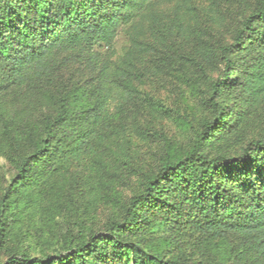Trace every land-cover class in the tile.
<instances>
[{"label":"trees","instance_id":"16d2710c","mask_svg":"<svg viewBox=\"0 0 264 264\" xmlns=\"http://www.w3.org/2000/svg\"><path fill=\"white\" fill-rule=\"evenodd\" d=\"M220 1L0 0V53L5 56L0 92L51 83L63 67L59 55L67 51L81 53L85 65L95 72L87 85L49 91L54 109L41 118L38 131L27 134L32 151L21 157L10 185L23 183L34 161L55 152L58 133L75 117L92 113L98 123L108 116L113 94L120 92L123 98L122 93H134V81L146 70L147 58L169 40L174 45L178 37L183 53L184 48L191 49L187 59L199 69L202 61L216 54L225 63L206 100L214 117L202 122L183 154L173 152L162 159L157 172L146 177L143 191L121 205L119 218H109L101 230L91 231L85 240L57 255H13L4 264H95V258L114 264L113 258L119 257L129 261L134 246L121 236L144 223L142 210H172L180 217L184 206L199 209L198 226L214 239L211 248L221 254L220 264H264V135L250 138L232 155L209 154L203 141L208 133L221 136L229 129L228 122L240 116L229 109V100H212L213 95L234 89L235 105L245 111L264 91V0H255L232 42L226 44L213 40ZM163 5H171L170 10L163 11ZM120 31L127 47L113 58ZM99 44L106 52L97 59L94 47ZM229 71L235 72L229 76ZM8 189L0 197V231L6 225ZM136 264L219 263H184L156 248L145 251Z\"/></svg>","mask_w":264,"mask_h":264},{"label":"rangeland","instance_id":"374dc122","mask_svg":"<svg viewBox=\"0 0 264 264\" xmlns=\"http://www.w3.org/2000/svg\"><path fill=\"white\" fill-rule=\"evenodd\" d=\"M255 2L221 0L213 40L232 42ZM161 7L168 12L171 5ZM169 41L147 58L146 70L134 81V93H122L123 98L120 92L113 94L108 116L98 123L92 113L75 117L58 133L55 152L34 161L18 185L10 182L21 157L32 151L27 134L38 131L41 118L54 109L49 91L87 85L95 72L85 65L81 53L67 51L59 55L63 67L51 83L12 86L0 92V197L9 188L6 225L0 231V264L19 254L57 255L85 240L91 231L101 230L109 218H119L121 205L143 191L146 177L157 172L162 159L173 152L183 154L202 122L214 117L206 100L223 71L224 60L216 54L202 61L199 69L187 59L191 49L184 48L183 53L178 37L174 45ZM126 47V36L120 31L113 58ZM94 50L97 59L106 52L100 44ZM4 60L0 53V69ZM234 72L229 71V76ZM212 100H229V109L240 116L228 122L229 129L221 136L213 132L204 137V150L209 154H236L250 138L264 135V91L245 111L236 107L234 89H223ZM209 142L213 144L209 146ZM184 208L180 217L172 210L143 209L144 223L121 236L134 246L129 261L119 257L113 263L136 264L145 251L160 248L167 257L184 263L220 264L221 254L211 248L214 239L198 226L199 209ZM93 261L105 264L101 258Z\"/></svg>","mask_w":264,"mask_h":264}]
</instances>
